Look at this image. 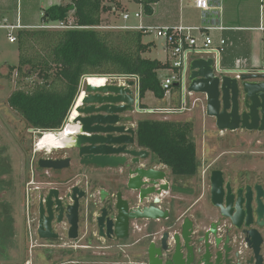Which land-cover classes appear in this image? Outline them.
<instances>
[{"label": "flooded vegetation", "instance_id": "1", "mask_svg": "<svg viewBox=\"0 0 264 264\" xmlns=\"http://www.w3.org/2000/svg\"><path fill=\"white\" fill-rule=\"evenodd\" d=\"M37 153L36 168L29 173L28 182H24L21 188L25 198L22 223L23 253L20 264H151L152 247L158 260L157 264L256 263L254 250L248 244V229L245 228L244 216L248 205L245 197L247 188L251 187L254 192L256 187H261L264 191V178L260 175L248 171L234 172L224 166L209 168L199 174L198 162V170L194 175L177 176L168 166L152 156L140 163L127 158L124 165L117 169L81 166L79 161L72 157L71 167L66 171L73 169L75 163L80 172H42L38 167L39 159L63 157L65 153L54 150L36 151L35 154ZM67 156L72 155L69 153ZM139 168H154L165 173V181L160 182L158 186H143V190L150 192L144 199L142 191L138 189L136 171ZM216 171L222 173L224 187L230 186L232 190L233 216L238 211L243 213L244 218L238 220L237 225L223 218L221 211L216 208L217 218L213 221H209V218L208 224L200 217L199 210L194 215H189L190 208L195 207L203 197H200V194L196 204L187 210L182 209L187 192H194L195 195L197 188L195 186L190 189L188 178L197 180L198 175L200 187L208 188L207 195L212 205V175ZM0 172V230L5 231L7 227L4 220L9 216L8 205L6 206L8 184L4 185L6 172ZM240 188L243 190L242 201L240 209L237 210V192ZM75 189H78L76 197L79 201L77 212L72 218L77 219L76 223L75 220L71 221V214L67 211L75 205ZM54 191H57L58 195L52 194ZM156 200L159 202L156 203ZM257 207L258 202L253 194L249 199V210L252 214ZM145 209H158L160 213H168V217L156 221L130 218L128 230L124 232L123 219ZM102 218L103 220H100ZM204 218L206 220L205 216ZM187 219L192 222V234L188 242L182 239L183 226ZM252 222L250 230L255 229L263 238L260 254L264 258V227L256 225L255 218ZM163 225L167 226V230L174 232H164L161 238L156 240V230ZM165 233L169 234L166 248L162 244ZM124 235L126 237H121ZM5 238L6 242L0 241V257L3 258H7L9 254L7 244L10 236ZM177 253L179 254L176 257Z\"/></svg>", "mask_w": 264, "mask_h": 264}, {"label": "trees", "instance_id": "2", "mask_svg": "<svg viewBox=\"0 0 264 264\" xmlns=\"http://www.w3.org/2000/svg\"><path fill=\"white\" fill-rule=\"evenodd\" d=\"M106 1L70 0L42 13L43 25L72 22L73 26L86 29H36L18 33L20 66L16 70L20 78L31 80L36 76V80L25 83L26 87L15 91L8 102L29 128L40 132L61 131L84 77H136L141 99L148 92L158 99L165 98L159 72L170 65L144 57L154 46L153 42H144L145 32L97 29L103 27L104 14L122 9L121 4L115 6ZM143 8L147 15L152 14L150 2H143ZM136 142L139 149L149 151L177 176H192L198 170L190 122L139 121Z\"/></svg>", "mask_w": 264, "mask_h": 264}, {"label": "water", "instance_id": "3", "mask_svg": "<svg viewBox=\"0 0 264 264\" xmlns=\"http://www.w3.org/2000/svg\"><path fill=\"white\" fill-rule=\"evenodd\" d=\"M214 64V58L192 56L189 68V92L206 97V113L216 120L217 128L220 131L242 130L264 133V74L241 72L237 76V74L231 75L223 70L218 74ZM136 88V82L133 80L127 81L124 85L86 84L83 92H78L77 101L74 102L68 119L61 129L65 132L68 126L73 123L74 130L70 131L71 136L65 140L67 145V148L63 150L65 156L41 158L38 161V167L48 171H64L71 167L72 157H75L81 166L97 169H117L124 165L127 158H132L139 163L148 160L150 152L136 148V131L130 127L134 120L131 115L138 110ZM69 153L72 156H67ZM136 174L138 175V189L142 191V199L150 193L143 190V186L150 184L155 187L165 181V173L154 168H139ZM164 189H168V187H164ZM246 192L245 197L248 205L245 218L241 211L233 216L232 190L230 186L224 187L221 172H213L212 205L221 211L223 218L231 220L235 225L238 224V220L244 218L245 228L248 229V244L255 253V264H264V258L260 254L263 238L255 229L250 230L253 218L256 220V225L264 227V191L261 187H256L252 192V188L248 187ZM53 193L58 195L57 191ZM76 193H78V189H75L73 196L75 205L67 209L71 214V221L75 220V223L77 219L72 217L77 212L79 201ZM242 193L243 190L240 188L237 192V210L240 209ZM253 194L258 202L254 214L249 210V199ZM57 202L61 203V201ZM158 202L159 200H156V203ZM167 217L168 213H160L158 209L138 210L135 214L123 219L124 232L128 230L130 218L156 221ZM191 230L192 222L187 219L182 231V239L186 242L190 239ZM168 238L169 234L165 233L162 240L164 248H166ZM150 255L151 264H157L158 260L153 247L150 250ZM253 263L251 262V264Z\"/></svg>", "mask_w": 264, "mask_h": 264}, {"label": "rangeland", "instance_id": "4", "mask_svg": "<svg viewBox=\"0 0 264 264\" xmlns=\"http://www.w3.org/2000/svg\"><path fill=\"white\" fill-rule=\"evenodd\" d=\"M58 1V5H63L69 3L70 0ZM106 2H109V4L113 3L115 6L116 4H121L123 6L122 3L127 5L131 13V19L128 22H124L122 19L124 10H113L104 14L103 26H122L125 25L124 23L138 26V24H140V20L135 18L134 13L141 11L142 8L135 2H130L129 0H107ZM244 5L245 4H242L241 7ZM223 7L226 9L227 15L226 21H222L223 25L238 27L245 24L242 19L239 20L237 18L239 10L237 4L227 3V5H225L223 1ZM229 17L231 20L228 19ZM147 18L148 15L144 12L143 23H145ZM217 35L216 33L215 37H217ZM144 42H154L156 45L153 51L145 54L144 57L151 60H166L167 56L163 39L156 38L153 34H146ZM36 47L38 48L39 46ZM203 55L209 54L203 53ZM19 66V42H10L7 32L0 31V160L2 162L0 171L4 170L7 174L4 185L6 183L8 184L6 190V206L8 205L7 209L9 214L4 220L5 227L7 228L5 231L4 229L0 230V241L2 243L6 242L7 240L5 237L10 235V241L8 242L9 244H7L9 252L8 257H0V264H20L22 261V223L24 216L23 202L25 197L21 188L24 182H28L29 173L33 172L36 168L37 155L39 154H35L37 151L36 144L39 138L42 137V134L29 128L25 121L9 106L8 100L15 91L20 88H25V83L36 80V76H33L31 80L20 78L16 70ZM11 67H14V70H12ZM165 74V71L159 72L160 79L163 78ZM88 83L90 82L88 81ZM170 94V97L166 100L158 99L151 93L148 94L141 102L142 105H147L148 108L142 110L140 103H138L137 112L140 111V113L143 114L142 112L145 111L144 113L147 115H152V112L157 109H179L181 106H184L185 102H188L190 111L182 113V116L179 114H158L154 115L155 117H153V119L167 120L169 116H173L172 120H182V122H190L193 124V135L199 162V174H203L206 170H209V168L224 166L234 172L248 171L251 174L260 175L264 178V133L242 130L222 132L217 128L216 120L209 117L206 113L207 100L204 95H188L180 88H174ZM46 171L47 170H42V172ZM63 172L72 173L80 171L74 167L71 170H65ZM199 176L200 175H198L197 180L188 178L190 180L188 181L190 189H192V187L195 188V186L197 188L195 195H193L194 192H187L188 195L186 196L182 209L187 210L189 207L196 204L198 194H200V197L203 195L195 207L190 208L189 215H194L195 212L199 210L198 213H200V217H203L202 220L205 221V224H208V219L210 218L209 221L216 219L218 212L209 202L207 195L208 188L200 187ZM1 185L2 183L0 182V186ZM166 228L167 226L163 225L156 230V240H159L164 232H174V230H167Z\"/></svg>", "mask_w": 264, "mask_h": 264}, {"label": "crops", "instance_id": "5", "mask_svg": "<svg viewBox=\"0 0 264 264\" xmlns=\"http://www.w3.org/2000/svg\"><path fill=\"white\" fill-rule=\"evenodd\" d=\"M146 1L151 3L152 14L148 15L145 23H143L145 26L182 25L186 27L221 26L225 28L226 30L224 31L211 32L212 36L214 35L213 38L215 40V48H219L221 39H225L228 42V45L224 47V51L220 53L219 56L221 70H223L224 72H228V74L231 75L240 74L238 70H242V72L248 73H258L259 70L264 66V30L260 29L261 26L264 27V20L261 21L260 19L259 0H212V9L209 12L198 10L195 7V0H134L133 2L141 6V8L144 10L143 2ZM223 1L225 5H227V3H234V5L237 4L239 6L237 18L239 20L242 19L245 22L244 25L233 27L232 25L226 26L222 24L223 20L226 21L227 16L226 9L225 7H223ZM58 2V0H0V22H2L4 19H8L12 24H17L19 21L21 26L23 27V29L19 32L41 29L40 27L43 26L41 20L43 11L51 6L58 5ZM122 4L123 6H121L123 7L122 9L124 10V12L129 11L128 6L124 3ZM242 4L245 5L241 7ZM219 5L221 7V10H216L217 8H219ZM228 19L231 20L230 17ZM124 24L127 26H136L128 25L126 23ZM216 33L218 34L217 37H215ZM153 44L154 46L152 47L151 52L153 51V48L156 47L154 42ZM165 51L167 58L166 60L161 61L163 63L169 61V55L167 53L166 47ZM193 56H206L213 58L214 54L209 53V55H203V53H198ZM239 61L242 62L240 66L238 65ZM136 92L138 94V103H140L142 110H145L146 108H148V106L142 105L141 102L143 99H141L139 96L138 86L136 88ZM170 93L165 96L164 100L170 97ZM148 94H150V92L146 94L145 98ZM144 112H142L143 114H141L139 111L131 115L134 120L130 127H133L135 131L139 121L155 120L153 119V117H155L154 115L160 114L154 111L152 112V115H147ZM179 115L182 116V113H180ZM172 118L173 116H169L167 120L169 119L168 121H182L175 119L172 120ZM136 148L139 149L137 142ZM151 156L152 154L150 153V157ZM73 164V167H75V163Z\"/></svg>", "mask_w": 264, "mask_h": 264}, {"label": "built area", "instance_id": "6", "mask_svg": "<svg viewBox=\"0 0 264 264\" xmlns=\"http://www.w3.org/2000/svg\"><path fill=\"white\" fill-rule=\"evenodd\" d=\"M131 1V0H129ZM134 1V0H132ZM212 0H195V7L198 10L203 12H209L212 9L211 5ZM216 10H221L219 8ZM259 12L261 21L264 20V0H259ZM134 16L136 19L140 20V24L138 26H103L97 29H105V30H138L144 31L145 34H153L156 38H161L165 42V47L167 53L169 55V69L165 70L166 75L161 78V85L163 90L165 91V96L168 95L174 88H180L182 91L184 90L185 94L194 95L189 92V68L193 55L198 53H213L215 60V68L217 73L220 74L221 66H220V53L224 51V47L228 45V42L225 39L220 40L219 48H215V40L211 34L213 31H224L226 30L223 27H186V26H145L143 24L144 10L142 9L139 12H135ZM122 19L124 22H128L131 19V13L129 11H125L122 14ZM43 30H68V29H86L87 27H76L73 26L72 23L69 24H55V25H43L40 27ZM20 22L17 24H12L8 19H4L0 22V31H6L7 36L10 42L17 43L18 36L17 33L22 30ZM261 30H264V27L261 26ZM242 62H238L240 66ZM240 68V67H239ZM239 73L242 70H238ZM258 73L264 74V66L259 70ZM240 74H237L239 76ZM103 77L106 79H118L120 81H124L125 83L129 80H134L136 85L139 87V80L136 77L130 76H96ZM95 78V76H94ZM83 82L80 84L79 91L84 90L86 84H88L89 77H84ZM107 84V83H104ZM115 84V83H113ZM124 85V84H117ZM77 101V97L76 100ZM190 111L189 103L185 102L184 106L179 109H161L156 110V113L160 114H180ZM42 134V139L46 136L47 133L52 134L53 132H40ZM57 137L60 136V133H53ZM37 143L36 145H38ZM54 151H63L64 149H51ZM41 152V151H40Z\"/></svg>", "mask_w": 264, "mask_h": 264}, {"label": "bare ground", "instance_id": "7", "mask_svg": "<svg viewBox=\"0 0 264 264\" xmlns=\"http://www.w3.org/2000/svg\"><path fill=\"white\" fill-rule=\"evenodd\" d=\"M89 82L90 83H95V84H104V83H107V84H125L124 81H120L118 79H106V78H103V77H89ZM74 130L73 129V123H71L68 128L65 130H61L59 131L60 133V136L56 138L57 135L55 134H49L47 133L46 136L42 139L39 138L38 142L39 143L36 148H37V151H49L51 149H66L67 148V145H66V142L65 140L68 139L72 133H70V131Z\"/></svg>", "mask_w": 264, "mask_h": 264}]
</instances>
